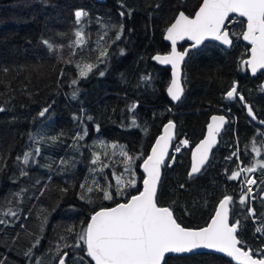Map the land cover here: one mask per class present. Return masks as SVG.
<instances>
[{
  "label": "trees",
  "instance_id": "trees-1",
  "mask_svg": "<svg viewBox=\"0 0 264 264\" xmlns=\"http://www.w3.org/2000/svg\"><path fill=\"white\" fill-rule=\"evenodd\" d=\"M201 2L0 0V107L4 108L0 111V220L6 221L0 224V264H35L36 258L40 264H58V252L63 251L69 253L66 264H94L83 242L75 246L77 235L82 234L94 211L126 202L138 193L137 188L141 191L143 159L170 120L177 127L173 148L183 138L188 139L189 147L176 154L173 161L171 152L163 165L158 204L171 206L177 222L188 228L206 226L225 194L234 201L230 204L231 223L233 216H246V209L254 206L258 215L244 221L238 238L245 250L252 249L254 257L261 258L264 232L256 229L264 224V204L259 195L255 200L249 197L243 205L239 199L245 188L242 181L264 173L260 166L264 163V128L250 120L238 98L226 99V92L236 82L257 119L264 120V72L253 78L244 64L249 57V46L241 41L246 22L235 16L228 22L234 40L230 49L206 43L189 52L183 66L184 96L178 104H173L167 93L170 68L152 59L170 51L164 35L173 17L179 11L193 15ZM178 4L181 7L177 8ZM81 8L89 15L83 19L86 42L77 45L74 31L80 26L75 25L74 11ZM121 11L124 17L119 15ZM120 24L124 31L117 41L115 33ZM43 40L52 43L55 50L49 52ZM187 45L184 42L179 48L184 50ZM104 49L108 51L105 63L80 79L78 85H72L79 68L96 64ZM100 71L105 75L100 76ZM76 88L78 95L73 99L71 93ZM133 104L137 107L129 111ZM49 105L45 117H39L38 113ZM217 112L227 113L230 123L203 171L189 179L191 149L204 137L210 117ZM74 116L81 117L83 123ZM88 116L93 119L87 120ZM133 118L139 127L132 125ZM83 127L88 135L74 147L77 142L73 137L77 132L83 134ZM61 133L64 135L59 140H50ZM103 139L124 143L130 153L141 157L134 160L137 188L125 187L123 194L112 200L79 187L96 181L115 189L117 178L127 184L129 175L125 177L124 166L112 153H102L100 161L92 164L96 142ZM37 146L40 155L28 165L17 161ZM233 152L239 153L238 158L227 160ZM248 167L255 171L228 179L232 171ZM260 182L253 187V195L264 188V178ZM181 184H185L183 189ZM81 194L86 199H80ZM8 209L17 212V217L5 215ZM70 228L75 230L70 233ZM37 239L39 245L26 256ZM167 264L236 263L225 255L201 252L169 256Z\"/></svg>",
  "mask_w": 264,
  "mask_h": 264
},
{
  "label": "snow or ice",
  "instance_id": "snow-or-ice-1",
  "mask_svg": "<svg viewBox=\"0 0 264 264\" xmlns=\"http://www.w3.org/2000/svg\"><path fill=\"white\" fill-rule=\"evenodd\" d=\"M156 7L158 8L159 5H156ZM179 7L181 5L178 4L177 8ZM229 13H238L241 17L247 18V31L243 34V38L246 41H250L252 47L251 59L246 61V63L250 65L254 74L258 69H264V0H202V4H200L199 10L195 12L194 18H190L184 11H179L173 17L174 22L167 27V39L172 43L171 52L167 55L152 57V59L159 61L161 64H170L172 66V80L167 91L173 101H179L183 94L184 89L180 82V64L190 52V49H185L182 52L177 51V41L188 37L194 41L191 48H195L206 37H213L223 45H230L232 41L226 24V21L230 19ZM88 15L82 8L74 11L75 25L80 26L74 31L77 45H83L86 42L83 19L88 17ZM119 15L124 17L125 12L121 11ZM128 15H131L130 10ZM111 27L116 28V25ZM123 31L124 25L120 24L115 33L117 41L121 39ZM105 35H107V32H105ZM100 39H103V37ZM42 43L49 52L55 50L54 45L48 40H43ZM56 47H63V45H57ZM121 54H123V49H121ZM107 56L108 51L104 49L97 57L98 62L96 64H86L80 67L78 79L72 80L71 84L78 85L80 79L87 78L93 72V69H98L100 64H104ZM99 75L104 76L105 72L100 71ZM142 79L147 80L148 77H142ZM78 91L79 89L76 88L71 93L73 99L77 97ZM226 98H238L247 108L248 115L256 119L253 106L248 104L244 95L238 91L236 82H233L231 89L226 92ZM136 107V104L131 105L129 111L134 110ZM50 108L51 105L43 108L38 113V116L41 118L45 117ZM0 111H4V108L0 107ZM73 118L83 123L81 117L74 116ZM92 119L90 116L87 117L89 121ZM211 121L207 126L206 138L196 145L192 154L191 168L187 173L189 179H193L199 174L208 162L209 151L216 143V136L221 126L225 123V117L212 116ZM260 123L264 124V120H261ZM132 125L139 127V125H136L135 118L132 120ZM174 127L175 125L171 120L164 125V134L156 139L151 153L147 155L146 159H143V171L147 174L146 178L143 179V191H139L137 188L138 195H132L126 202L117 203L115 207L101 208L99 211H94L86 222V227L82 229V234L77 235L75 246L79 247L81 242H83L86 245L87 257H90L95 264H167V254H190L201 248L227 253L228 256L240 261V264H264V249L260 250L261 258H254L253 250H243L242 242L237 239L238 230L242 227L244 221L250 217H256L255 209L248 207L246 216L240 218L233 216V222L230 224L229 205L234 203L231 195L225 194L223 199L219 201L218 208L211 217L210 222L206 226L196 229L188 228L178 223L171 206H158L157 185L160 181V166L165 160L167 145L172 139L171 130ZM143 130L146 132L147 128L145 127ZM96 131H99V125H96ZM82 132L83 134L77 132L73 137L74 141L77 142L74 147H78V142L88 135L86 127L82 128ZM63 135L61 133L59 136L50 137V140L55 142ZM261 135H264V133H261ZM30 139L35 140V137L30 136ZM101 143L105 148L110 147L113 150L117 148L116 143L111 145L105 142ZM182 143L183 145H188L189 142L184 140ZM179 150V148L176 149V151ZM40 152L41 149L37 146L31 151H25L22 157H17V161L23 165H28L31 160L40 155ZM107 154V152H104V155ZM100 155L99 152L93 154V165L100 161ZM120 155L124 158L122 162L126 165L125 171L131 176L126 185L122 183L121 178H117L115 189H111L110 186L100 185L96 181H93L92 185L86 182L81 183L79 187L89 194L98 192L102 194L105 200H112L114 196L122 195L125 187L136 188L137 179L131 169V165L134 163V159L141 157L130 155L124 148H121ZM238 156V152H233L226 159L232 160L233 157L238 158ZM171 159H174V157H171ZM61 163L67 162L61 161ZM102 166L106 167V165ZM260 166L264 168V163ZM91 171H95V169H91ZM244 171L253 172L255 168L248 167L247 169H240V171H232L228 179H237ZM21 174L26 175L27 173L21 172ZM242 183L245 188L241 191L239 203L243 205L248 201L249 197L255 200L257 195L260 194L253 195L251 186L256 184L254 179H247L242 181ZM184 187L185 184L180 185L181 189ZM43 191L44 189H41V194H43ZM63 191H67V189H63ZM261 192H264V188L261 189ZM17 195L19 196L20 194ZM261 198L264 199V196H261ZM80 199L84 200L86 196L81 194ZM5 215L17 217V212L8 209ZM4 223L6 221L0 220V224ZM74 230V228H70L68 231L71 233ZM256 231L264 232V224L258 227ZM39 242V239H37L25 255H29L32 249L39 245ZM238 244L241 247H238ZM64 247L68 248L71 246L65 245ZM67 257H69L67 251L58 252V264H66ZM35 264H40L39 258H36ZM81 264H83L82 261Z\"/></svg>",
  "mask_w": 264,
  "mask_h": 264
},
{
  "label": "water",
  "instance_id": "water-1",
  "mask_svg": "<svg viewBox=\"0 0 264 264\" xmlns=\"http://www.w3.org/2000/svg\"><path fill=\"white\" fill-rule=\"evenodd\" d=\"M94 1H96V2H98V3H104L106 0H94ZM201 4H202V2H201ZM199 6H200V5H199ZM198 10H199V7L197 8L196 11H198ZM196 11H195V12H196ZM195 12H194L193 15H188L187 13H185V14L188 15L190 18H194V16H195ZM232 16H236V17H238V18H240V19H242V20H244V21L246 22L245 30H244V32H243V34H244V33L247 31V18H246V17H241L238 13H229V18H230V19H231ZM230 19H229L228 21H226V24H228V22L230 21ZM173 22H174V21H173ZM169 26H170V25H169ZM227 31L230 33L228 27H227ZM243 34H242V36H241V41H242L244 44H246L247 46H249V57L245 60L244 64L246 65L247 70H248L249 74L251 75V77L255 78L257 75L263 73V72H264V69H258L257 72H256L255 74L252 73L250 65H248V64L246 63V61H248L249 59H251V55H250V53H251V47H252V46H251V42H250V41H246V40H244V38H243ZM230 39H231V41H232V43H231L230 45H223L220 41L215 40L213 37H206V38L204 39V41H203L200 45H198V46L195 47V48H191V45L194 44V41L190 40L188 37H185L184 39H182V40H178V41H177V43H176V49H177V51H180V52L184 51L185 49H190V51H194V50H196V49H199L200 47H202V46H203L204 44H206V43H215V44L219 45L221 48H223V49H225V50H228V49H230V48L232 47V45H233V43H234V40L232 39L231 36H230ZM164 40H165V42H166L167 44L170 45V51L168 52V53H170V52H171V48H172V43H171V41H169V40L167 39V32H165ZM184 42H186L188 45H187V47H186L184 50H182V49L179 48V45H181V44L184 43ZM168 53H162V54H156V55H161V56H163V55H167ZM156 55H154V56H156ZM187 59H188V55L185 57L184 61H182L181 64H180V82H181V86L183 87V89H184V86H183V66H184V63L187 61ZM154 61L157 62L158 64L162 65V66H165V67L170 68V70H171V80H172V72H173L172 66H171L170 64H167V65H165V64H161L159 61H156V60H154ZM170 84H171V81H170V83H169V86H170ZM169 86H168V87H169ZM262 86H263V88H264V81L262 82ZM167 89H168V88H167ZM167 93H168V91H167ZM168 96H169L170 101H171L173 104H178V103H180V102L182 101V99H183L184 91H183V94H182L181 99H180L179 101H173V100L171 99V96L169 95V93H168ZM226 99H227V100H234L235 98H233V99H228V98H226ZM242 103H243V102H242ZM212 116H224V117H225V123L221 126L220 131H219V133H218L217 136H216V143L212 146L211 150L209 151V159H210V157H211L213 151L216 149V147H217L218 144H219V137L221 136V134L224 132L225 128H226V127L228 126V124H229V118H228V116H227L226 114H224V113L217 112V113H214ZM212 116H211V117H212ZM248 116H249V115H248ZM211 117H210V119H209L208 124L212 122V121H211ZM249 118H250V120H251L253 123H255V124H257V125H259V126H261V127L264 128V124H261V123H260L261 120H258L257 117H256V119H253L252 117L249 116ZM171 121H173V120H171ZM167 123H168V122H167ZM167 123H166V124H167ZM173 123H174L175 127H174V129L171 130L172 139L168 142V145H167V154H166V156H165V160H164V162H163V163L161 164V166H160V181L158 182V185H157V195H158L159 185H160V182H161V179H162V168H163V165L166 164V162L168 161V159H169V157H170V154H171V152H172V150H173V141L175 140V137H176V134H177V127H176V124H175L174 121H173ZM208 124H207V126H208ZM163 134H164V127H163V129H162V132L159 134V136H161V135H163ZM159 136H158V137H159ZM206 136H207V127H206V132H205L204 137H203V138H202L197 144H199L203 139H205ZM158 137H157V138H158ZM157 138H156V139H157ZM155 142H156V140H155ZM155 142L153 143L152 147L155 145ZM197 144H196V145H197ZM196 145H194V146L192 147V149H191V163H192V154H193V152H194V150H195ZM152 147H151V149H152ZM150 153H151V150H150L149 154H150ZM208 161H209V160H208ZM207 163H208V162H207ZM207 163H206V165H207ZM142 165H143V164H142ZM206 165H205V166H206ZM205 166L203 167V169L205 168ZM190 168H191V166H190ZM203 169H202V171H203ZM141 171H142V173L145 175V178H146L147 174L143 171V167H142V166H141ZM189 171H190V170H189ZM202 171H201V172H202ZM201 172H200V173H201ZM200 173H199V174H200ZM199 174H197L195 177H197ZM141 191H143V186H142ZM135 195H138V193L135 194ZM262 196H264V193H263ZM263 200H264V199H263ZM121 203H124V202H121ZM158 206H160V205L158 204ZM111 207H115V205H114V206H111ZM111 207H105V208H111ZM161 207H166V206H161ZM217 208H218V207H217ZM99 210H100V209H99ZM99 210H97V211H99ZM214 214H215V213H214ZM229 214H230V205H229ZM209 222H210V221H209ZM229 222H230V215H229ZM230 224H231V222H230ZM193 229H196V228H193ZM237 239L239 240L238 236H237ZM239 241H240V240H239ZM238 247H241V245L238 244ZM243 250H245V249L243 248ZM245 251H247V250H245ZM201 252L217 253V254L225 255V256L229 257L231 260H233L236 264H240V261L236 260L234 257H230V256H228L227 253H222V252H219L218 250H209V249H204V248H201V249L195 250L193 253H190V254H167V258H168L169 256H186V255H191V254H196V253H201ZM254 258H257V257H254ZM257 259H259V258H257ZM92 262L95 264V262H94L93 260H92Z\"/></svg>",
  "mask_w": 264,
  "mask_h": 264
},
{
  "label": "rangeland",
  "instance_id": "rangeland-1",
  "mask_svg": "<svg viewBox=\"0 0 264 264\" xmlns=\"http://www.w3.org/2000/svg\"><path fill=\"white\" fill-rule=\"evenodd\" d=\"M101 142H105V143H107L108 145H111L112 143H116V144H117V148H116L115 150L111 149L110 147L105 148V147L102 146V143H101ZM96 144H97V150H96V153L99 152L100 154H102V153H104V152H107V153L109 152V153H112L113 155H115V156L117 157V159H118V164L124 166L125 177H127V176L129 175V180H130V179H131V176H130V174H129L128 172L125 171L126 165L122 162L124 158L121 157V155H120V150H121V148H124L126 151L129 152V150L127 149L126 144L121 143V142H118V141L105 140V139H103V140H98V141L96 142ZM93 154H94V153H93ZM129 154H130V155H133V156L135 157L134 154H132V153H130V152H129ZM93 157H94V156H93ZM134 160H135V159H134ZM131 169H132V171L135 173L136 179H138L137 172H136V170H135V168H134V163L131 165ZM137 186H138V181H137L136 188H137ZM244 187H245V185H244ZM111 188H112V187H111ZM130 188H131L132 190H135V189H136V188H132V187H130Z\"/></svg>",
  "mask_w": 264,
  "mask_h": 264
},
{
  "label": "flooded vegetation",
  "instance_id": "flooded-vegetation-1",
  "mask_svg": "<svg viewBox=\"0 0 264 264\" xmlns=\"http://www.w3.org/2000/svg\"><path fill=\"white\" fill-rule=\"evenodd\" d=\"M236 17V16H235ZM187 47V46H186ZM236 99V98H235ZM228 113H230L229 111H227ZM225 114V113H224ZM227 114V113H226ZM234 117V120L235 121H237V116L236 115H234L233 116ZM229 118V117H228ZM229 123H230V119H229ZM229 125V124H228ZM189 147V146H188ZM260 163H262L261 161H260ZM264 178V173L263 174H253V179L256 181V184H254V185H252V188L254 187V186H259V184L261 183L260 181L262 180ZM263 193L264 192H260L259 194V199H260V201L261 202H263V204H264V200L261 198V196L263 195ZM252 208H254L255 209V212H256V214L258 215V210H257V208H255L254 206H251Z\"/></svg>",
  "mask_w": 264,
  "mask_h": 264
},
{
  "label": "built area",
  "instance_id": "built-area-1",
  "mask_svg": "<svg viewBox=\"0 0 264 264\" xmlns=\"http://www.w3.org/2000/svg\"><path fill=\"white\" fill-rule=\"evenodd\" d=\"M187 140L186 138H183L179 143L176 144L175 148H174V154H178L183 148L188 147V145H183L182 141ZM188 141V140H187ZM189 142V141H188ZM179 148V151H176V149ZM249 179H253V175L250 176ZM252 187V186H251Z\"/></svg>",
  "mask_w": 264,
  "mask_h": 264
},
{
  "label": "bare ground",
  "instance_id": "bare-ground-1",
  "mask_svg": "<svg viewBox=\"0 0 264 264\" xmlns=\"http://www.w3.org/2000/svg\"><path fill=\"white\" fill-rule=\"evenodd\" d=\"M244 186V185H243Z\"/></svg>",
  "mask_w": 264,
  "mask_h": 264
}]
</instances>
